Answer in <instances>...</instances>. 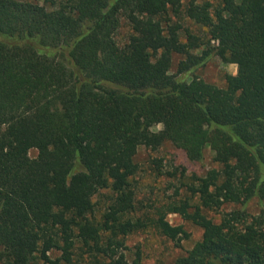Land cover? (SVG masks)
<instances>
[{
  "label": "trees",
  "instance_id": "obj_1",
  "mask_svg": "<svg viewBox=\"0 0 264 264\" xmlns=\"http://www.w3.org/2000/svg\"><path fill=\"white\" fill-rule=\"evenodd\" d=\"M43 1L0 0V264H143L128 235L188 236L168 213L202 229L173 264H264V0ZM213 56L224 86L193 74ZM165 142L219 166L149 212L135 157Z\"/></svg>",
  "mask_w": 264,
  "mask_h": 264
},
{
  "label": "rangeland",
  "instance_id": "obj_2",
  "mask_svg": "<svg viewBox=\"0 0 264 264\" xmlns=\"http://www.w3.org/2000/svg\"><path fill=\"white\" fill-rule=\"evenodd\" d=\"M33 1L39 4H45L43 0H23ZM188 0H182L185 4ZM199 2L205 0H197ZM213 5L218 4L219 0H206ZM47 8H51L45 4ZM182 24L181 29H187L197 35H206V28L195 23L193 20L185 16L184 13L178 18ZM128 26L125 22L117 33V40L123 41L128 34ZM180 55H174L170 68L171 73L176 72V65ZM225 73H236V65L232 63H223L218 57L213 56L205 65L194 69L193 74L203 78L205 81L216 84L218 86L225 85ZM158 124L153 127L154 130L160 129ZM36 154L35 149H31L30 156ZM213 151L209 147L205 149V156L202 161L193 162L187 159L184 151L171 144L163 143L159 148L151 150L144 146H140L136 153V161L139 163L140 170L137 173V205H147L149 212L155 205H159L165 201H171L174 198H184L188 196L187 188L183 183L190 182L192 175L202 176L210 168H218V164L213 161ZM157 158L162 164L161 170H157L153 160ZM178 192V194L176 193ZM96 199V198H95ZM139 202V203H138ZM191 202L197 203L196 198ZM102 202L97 205V213L102 208ZM239 204L225 203L219 210L203 209V212L211 217L214 221H218L220 213L233 208H239ZM246 209L251 213H258L264 210V200L252 199L246 205ZM167 220L172 225H182L188 236L182 237L178 242L167 238L160 234L154 228L141 230L128 235L126 245L128 254L134 255V252L140 250L143 264H173L176 256L183 254L187 249L201 237L202 229L190 220L184 219L178 213H168Z\"/></svg>",
  "mask_w": 264,
  "mask_h": 264
}]
</instances>
